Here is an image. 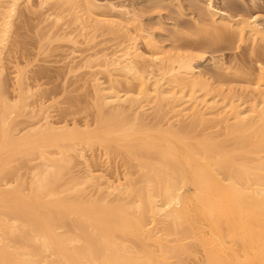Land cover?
Returning <instances> with one entry per match:
<instances>
[{"label":"bare ground","instance_id":"6f19581e","mask_svg":"<svg viewBox=\"0 0 264 264\" xmlns=\"http://www.w3.org/2000/svg\"><path fill=\"white\" fill-rule=\"evenodd\" d=\"M22 1L28 3V10L34 6L32 0H0V46L9 40ZM79 1L61 0L60 4L63 2L61 6L74 13L82 7ZM38 3L40 7L48 4L47 0H38ZM81 3L87 7L86 12L90 11L88 8L93 11L101 7L96 0ZM205 4V9L199 6L200 12L205 11L206 17L209 16L212 30L220 31L216 37L218 42L225 38L232 42V35L243 41L249 35L247 37L255 44L264 41V14L252 12L248 16H234L226 8L216 6L214 0H205ZM107 7L106 13L100 12L104 16L102 23H118L120 31L124 30L126 35L123 34L125 39L117 50L113 49L112 53L101 51L102 54L97 55L106 68L104 72H107L106 80L110 84L92 76L93 101L98 110L94 126L88 121L84 125L77 121L71 126L65 122L58 125L51 121L43 103L38 108L27 104L26 98L29 94L34 96V92L30 85H24V74H17L20 104L16 100L17 103L10 104L4 90L0 91L1 103L4 102L0 106V264H175L177 261L173 258L182 260V255L198 258L200 253V260H196L200 264H264V65L260 64L257 77L250 74L255 79L248 99L247 96L243 99L234 89L225 94L221 86L214 87L216 80L213 81L212 75L196 68L207 62L208 54H200L194 47L164 49L145 27L138 26L142 27L139 30L142 34L135 27L134 33L132 23L125 24V21L136 20L135 14L113 4ZM109 12L125 23L113 21ZM79 16H75V22L81 24V27L77 25L82 34L79 33L95 36L92 33L95 28L92 32L87 31L92 26H88L90 17L87 15V21L81 16L80 20ZM55 20L53 18V22ZM208 28L204 29L209 33ZM116 29L113 28L114 32L119 30ZM198 29L196 32L202 27ZM202 31L195 36L204 33ZM90 39L88 42L95 38ZM141 39H144V48L139 47ZM218 62L214 58L213 64L224 69L225 63ZM3 68L0 64V78ZM115 72L119 77L125 76L126 82L117 78ZM135 79L140 83L136 84L139 86L137 91L136 85L133 86L135 90L131 87ZM120 80L125 83L123 89L115 85ZM152 97L156 100V105H151L155 107L151 116L156 120L153 119L156 129L148 127L150 111L147 110L150 108H145L149 100L152 102ZM180 102L185 104L180 106ZM22 107L27 109L26 116L34 121L41 113L44 116L42 114L40 121H33L29 134L26 130L27 133L17 135L14 132L18 129L14 131V128L19 126L17 114L21 113ZM169 113H173L175 119L170 118L175 123L167 121L170 125L164 123L165 128L160 122L163 123ZM14 117L18 126L13 122ZM208 122H214V125L210 126ZM206 124L209 126H204ZM218 125L222 131H206ZM199 126L204 128L198 130ZM65 140L88 146L98 142L109 149L114 146L112 144L122 145L127 156L142 167L140 178L122 182L119 178H106L103 173L93 175V171H89L92 175L86 176L88 181L63 182L65 188L63 186L60 194L56 191V182L65 169L63 163L67 162L62 160L59 164V157H51L56 161L47 159L44 170L33 171L35 179L30 192H26L18 180L21 185L17 183L11 188L2 182L5 178L2 175L7 174L4 170L14 156L29 153L36 146H57ZM65 151L61 152L67 158L69 155L66 157ZM81 156L85 161L84 153ZM69 165L72 167L71 163ZM161 220L163 225L159 226ZM186 256L180 263L188 264L190 258L186 259Z\"/></svg>","mask_w":264,"mask_h":264},{"label":"rangeland","instance_id":"374dc122","mask_svg":"<svg viewBox=\"0 0 264 264\" xmlns=\"http://www.w3.org/2000/svg\"><path fill=\"white\" fill-rule=\"evenodd\" d=\"M82 1L84 0H81V2ZM96 1H97V4L101 6L99 8L100 10L93 9V11H91L92 8L91 9L88 8L90 11L86 12L85 10L87 9V7H83L85 5H83V3L79 1V3L82 4L81 6L83 8L82 7L78 8L77 11L74 12L75 14L72 13L73 11L71 12L70 9L68 10V8H66L65 6L62 7L63 5L61 6V4L64 1L60 4L61 0L60 1L59 0H47L48 4H46V6H43L44 8L38 5L39 4L38 0H32L31 4L32 6L34 4V6L32 7V9L34 8V10L27 9L28 3L26 1L21 2L20 7H19L20 10L18 9L19 10V12L17 13L18 15H16L15 17L14 29H12V31L10 32L11 34H9V37H8L9 40H7L5 45L0 46V50L2 51V59L0 58V64L1 66L4 67L3 69L5 72V73L4 72L1 73L3 75H1L2 77L0 78V81H2L3 84L1 83L2 85L0 86V91L4 90L2 92H5L4 94H6L7 98L9 97L10 104H15L17 102L19 103L21 101L19 97L20 95H18L19 94L18 85H16L18 84L17 74L19 75L21 73V74H24V77H23V80L25 81V82L23 81L24 85H27V84H28L27 86L30 85L32 92H34L33 93L34 96L32 94L30 96L29 94L28 97L30 98L28 97H27L28 99L26 98L27 104H33L31 106L36 105V107L38 108L40 107L39 105L43 103L44 108L48 109L49 113L48 112L46 113L49 114V118L51 119L53 123L56 122V124L58 123V125L59 123L60 125L68 123L69 126H71L74 121H77L80 125H84V122L88 121V123L94 126L98 119V112H97L98 110L96 108V104L94 103L95 101H93L94 100V88H93L92 80H94L95 76H98L102 78L103 80H106V76H107V72L106 73L104 72V70L106 71V68L103 66L101 60L98 61L99 58L97 57V55H100L103 52L104 53L105 52L108 53L109 51H110L109 53L114 52V50H117L120 47L121 42H123L122 41L123 38L125 39L123 34L126 35V33L124 30H122V32L120 31L119 29L120 26H118L119 24L117 22H119L120 24H123L125 22H126L125 24L132 23L130 26H132L131 28L134 33H136V31L134 30L138 29L139 31L141 30L142 27H145L150 33H152L153 38L157 41L158 45L160 44V46H162L164 49L165 48L170 49V50L171 49L174 50L175 48L176 49H182V48L192 49L194 47V50H196V52L199 51L198 53L200 54L202 53L208 54L209 57H208L207 62L200 64V66L199 65L196 66V68L201 69L203 72L208 73L209 75H212L213 81L216 80L215 81L216 83L215 82L213 83L214 87L221 86L224 89V91H226L225 94L230 91L229 89H234V91H236L237 93L239 92L238 94L241 95L243 99H246V96H247V99L251 96L252 92H249L250 91L249 89H251L252 87L251 84H253L252 81L253 79H255V78H251V76L257 77V75L259 74V70H261L260 64L264 65V57H261V56H264V41L259 40L255 44L254 42L250 41V37H247L249 35H246L244 39L245 42H244L243 40L238 39L239 38L238 36L236 37V35L235 36L232 35L233 38L232 37L230 38L232 42L227 41L226 38L225 40L220 39L218 42L216 37L220 35V31L212 30L210 26L209 18H207L209 16L206 17L207 14H205V11H202L204 13L202 14L204 15V17H202L201 15L202 12H200V8L205 9V5H206L205 0H96ZM214 1H215L216 6L218 5L219 8H223V9L226 8L225 10L230 12L229 14H232L234 16H237V15L248 16L249 14H253V13L254 14L255 13L264 14V0H214ZM231 1L233 4L231 3ZM110 3L120 9L128 10L132 14H135L136 20H134L133 22H127L125 20H122V21H125L122 23V21L118 19V16L112 15V13L109 12V16L111 17L113 16L112 18L113 21H117L115 22L117 23V25L116 24L112 25L110 23L108 25V22H106L107 25L111 29L110 31L109 27L107 28V25L102 23L101 21V18H104L103 15L101 16V14L102 12L106 13V11L109 10V9L106 10V8H109L107 6L111 5ZM235 4H237V6H234ZM202 5L204 7H202ZM102 7H104V9H102ZM62 10H64L65 12H62ZM81 11H83V13ZM70 13H72V15H70ZM79 15L82 18L85 17L87 21H88L87 18L90 17L88 26L90 24L92 26H90V28H88L87 31L89 30L90 32L95 31V33L92 32L95 36H90L89 34V35H86L88 36V38H86L84 34H83L84 36L81 35L82 33L80 29L77 28L78 26L81 27L80 21L77 20L79 22L77 23L75 22L76 20L75 16L77 17ZM87 15L89 17H87ZM51 16H54L53 18L56 19L55 20L56 22H53V18H50ZM56 16L58 19L55 18ZM47 17H49L50 19L46 20ZM81 17H80V20H82ZM116 17L117 19L115 20ZM60 18L62 19L60 20ZM58 20H59V23L57 22ZM94 21L97 24H94L95 23ZM99 21L104 25L100 24ZM206 21L209 22V25H208V22ZM52 23L54 24L55 28L53 27ZM96 25H98V27L101 28L102 30L101 29L98 30ZM105 25H106V28L104 27ZM111 25L112 27L114 26L113 28L117 27L119 29V30L116 29L118 30L117 31L118 33L116 31L114 32L115 29L113 30V28H111ZM138 26L139 27L142 26V27L139 28ZM135 27L137 28L135 29ZM200 27H202V29L206 28V30L209 29L208 27H210V30L212 31V33H210L211 31L208 33L204 29L207 32L206 33L204 32V30L202 31V29H200V31L204 32L200 34V35H203L202 37L204 38L200 37V35H196L197 38H195L196 37L195 34L200 33V31L196 32L197 29ZM109 31L111 33H109ZM119 31L122 35L119 33ZM215 33H217L218 35ZM227 34L229 33H226V35ZM89 37L92 39L95 38L93 39V42L92 41L88 42ZM221 38L223 39V36H221ZM188 39L189 40L191 39L194 42L191 40L189 41ZM69 40L72 42H70ZM141 40L142 42L144 41V39H141ZM141 40H139L140 46L139 45L138 46L140 48H144L145 43L144 42L141 43L140 42ZM196 40L197 41L200 40V42L198 41L199 44H196L198 43ZM76 41L77 43L73 44V42H76ZM204 45L208 47L206 48ZM3 46H5V48ZM199 46L205 47V48L200 49ZM249 48L252 51H250ZM255 49L257 51H254ZM260 49L261 50L263 49L262 50L263 55L261 54L262 51H260ZM103 50H106V51H103ZM101 51L102 53H100ZM257 53L258 55L261 54L259 55L260 57L257 56ZM95 54L97 58L95 57ZM248 56H250V58ZM214 58L216 62L219 61L218 63H221L223 61V63H225L224 65L225 68L218 69L213 64ZM88 61H91V62H88ZM84 62H86V64ZM247 71H252V72H247ZM115 75H118L117 78L121 80L123 79V81L126 82L125 76L120 75L121 77H119V74L117 72H115ZM121 80L119 82H115V85L123 89L125 88V83L124 82L120 83ZM106 81L108 82L106 83L109 85L110 82L108 80ZM132 82L133 84H131L132 85L131 87L134 90L137 88L135 90L137 91L139 89V86L136 84L139 83V80L135 79V80H132ZM134 85H136L137 87L134 88L135 87ZM243 88L245 90H243ZM238 89H240V91ZM198 93H201V92H198ZM153 99H152V102H154V104H152V102L149 100L145 108L146 110L150 108V110H147L148 112L150 111L149 116H147V121H149V123L151 124L149 125L148 123V127L152 129H156L155 124H154L156 120L153 118V116H151L153 114V113L151 114V111H154V108H155V107L153 108V106L151 105H154V106L156 105V100L155 99L153 100ZM23 100L25 103V99H22V102ZM1 102L2 100L0 99V106L1 105L3 106L4 102L3 104ZM179 104L180 106H183L185 103L181 105V102H180ZM24 109L25 107H22L21 113L17 114L19 117L16 115V117H18L17 121L15 120L16 118L14 117V120H13L14 124L17 126L19 124L18 128L16 129L14 128V131L18 129V131L14 132V134L16 133L17 135H22V132L23 134L25 132L27 133V131H28L27 134L31 132L32 128L30 127L32 126L34 120L33 118H30V116L29 117L26 116L27 109H25V111ZM164 110L166 111V108ZM42 114L43 113H41L40 115L41 118L39 116L35 117L34 118L35 121L42 120ZM172 114L173 113H169L167 115L168 117L166 116L165 119L164 117L162 118V120L164 119L165 122L163 121L162 123L161 121L160 123L163 126H165V128H167L166 125H170V123L168 124V122H171V124L175 123L173 119H171V118L175 119V117H173ZM210 115L214 116V114L212 113ZM210 115H207V116H210ZM151 120L153 121V123ZM15 121L18 122V124L15 123ZM164 123H166V125ZM29 124L31 125L29 126ZM207 125L208 124L204 126L207 127ZM209 125L213 126L214 122L210 123ZM199 128L203 129L204 127L199 126L198 130H201ZM211 128H208L206 131L209 130L211 132H215V131L223 130L222 128H220L219 125L215 127H211ZM33 132L34 131L32 130V133ZM151 132L153 133V135L154 133L156 135V132H154L153 130H151ZM18 133H21V134H18ZM61 143L57 144V146L56 145L36 146L29 153H24V154L20 153L17 156H14L15 158L12 159L13 161L11 160V162L9 163L10 165L8 164L9 165L8 168L4 170L5 172L3 171L4 173H7V174L2 175L5 177V178H2L3 180L2 182L5 181L4 184L6 183L7 188H9V186L11 188L15 186L17 183H18L17 185L22 184L21 186L24 187L25 191L30 192L34 179H35L34 178L35 171L37 172L38 170V172H41L42 169L43 170L45 169L44 161L47 159L51 161L52 158L56 159V157H59L57 158L58 160L61 159L60 161L57 160L58 163L59 162L61 163L62 160L63 162L65 161L67 162V163H63L62 165L65 168L64 169L65 172L62 170L63 171L62 176L59 178L60 180L56 182L57 183L56 191L57 193L60 191V194H61V189L63 188V186L65 188V184L63 185V182L67 183L71 181L72 183L74 182L76 183L79 181L80 182L88 181L86 176H88L89 178V175L91 174V172L89 171H93L92 173L93 175L94 173H97V175H100L103 173V175L104 174L107 175L106 178L108 176L109 178L113 177L112 179L119 178L121 179L122 182L127 181L129 179L136 180L140 178V173H142V170H143L141 169L142 167L138 165L137 161L131 158V156H127L126 151H123L125 149L122 148V145L118 146L117 144H112L111 146L114 145L113 147H115L116 145L118 148L110 147L109 149V146L108 147L105 145L102 146L98 142H96L95 144H91L89 146L87 144H83L77 141L73 142L72 140L71 142L70 140H65L63 142L61 141ZM62 146H65V148ZM64 149H66V151ZM61 151H65V153L64 152L63 153L66 155V157L69 155L67 157L68 159L64 157ZM80 153L81 154L84 153L86 157L85 161ZM42 155H44V157ZM52 161H56V160H52ZM68 162L72 164L71 165L72 167H70ZM73 171L75 172V174ZM77 175H79L81 179ZM76 176L78 177V179L76 178ZM70 177H72V180ZM84 177L86 179H83ZM125 178L127 179L125 180ZM73 179L74 180L77 179V180L74 181ZM11 182L12 183L15 182V183L12 184ZM140 184L138 185L140 186ZM86 185L88 184L86 183ZM162 223H163V220L160 221L159 226H162L163 225ZM197 255H198V258L196 255L195 256L194 255L192 256L182 255L181 257L182 260H179V259L177 260L176 258H173V261L174 260L177 261L175 262V264H183L180 262L182 261L184 262V258L186 256L187 257L186 259L188 258L190 259L187 260L188 262L185 259V263L187 262L188 264H200V262L198 263V261L196 263V260H200L201 253Z\"/></svg>","mask_w":264,"mask_h":264}]
</instances>
